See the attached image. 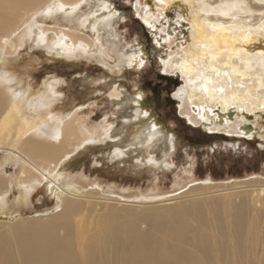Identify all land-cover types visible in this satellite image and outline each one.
Returning a JSON list of instances; mask_svg holds the SVG:
<instances>
[{"label":"bare ground","instance_id":"6f19581e","mask_svg":"<svg viewBox=\"0 0 264 264\" xmlns=\"http://www.w3.org/2000/svg\"><path fill=\"white\" fill-rule=\"evenodd\" d=\"M93 1L96 0H0V152L3 153L0 161V264H165L177 255L174 249L168 251L169 243H163V240L175 239L181 234L192 241L191 247H197L200 242L207 245L201 250V258L196 264H216L218 260L213 251H217L222 264H229L227 249L230 247L219 248L220 241L214 243L216 237L206 239L207 236L199 232L196 218L200 224L203 222L200 209L196 218H183L184 212L190 213L189 209L198 205L192 208L183 206L164 215L147 211L137 216L128 210L101 213L97 208L100 203L96 201H116L119 204L123 201L101 197L83 183H76L64 172L62 165L66 158L95 141L99 131L104 139H112L113 125L108 122L102 126L91 124L93 112L90 104L86 108H75L64 117L52 114L54 105L62 96L59 79L44 83L43 91L34 92L32 87L19 83L16 76L5 73L4 68L8 69L16 58L12 54L19 50L26 38L35 48L58 60L94 63L89 72L94 74L95 80L89 85L83 83L92 87L91 90L101 88L104 82L100 86L94 83L103 81L104 77L114 81L124 78L127 73H123L120 67L143 68L147 60L145 49L129 56L121 55L118 71L98 69L100 66L110 68L113 61L110 52L116 54L119 44L114 40L110 41L111 46L105 44V38L114 36L108 34L107 29L113 25L116 14L109 0H97L96 9L80 14L85 5L93 8ZM252 1L259 5L252 4ZM171 3L177 7L184 4L182 8L187 18H193V35L189 43L186 46L179 44L178 51L162 61L166 69L178 75L177 81L182 87L175 93V98L181 101L184 116L191 126H204L207 134L223 135L226 140L230 138L229 141L242 136L249 140L250 132L254 130L251 121L264 112V0H159L162 11ZM5 8L9 13L3 14ZM14 11L17 13L13 15ZM150 11L149 7L144 9L143 25L154 28ZM59 14L68 23L76 20L79 28L91 31L96 40L80 32L39 24L40 18L53 19ZM156 40L161 47L157 36ZM122 94L124 92L114 88L111 96L120 99ZM134 94L138 114L130 124V133H136L135 143L152 149L162 146V152L167 155L169 151L168 155H172L176 147L174 136L168 134L162 121L157 120L147 107L149 101L142 89ZM114 140L112 154L122 158L126 152L117 147L119 144ZM144 161L148 167L135 173L140 179L149 177L155 172L152 165L157 166L155 158ZM8 165L17 167L15 178L4 175ZM107 165L100 171L115 175L127 171L119 163L114 168ZM163 165L167 167L169 164L165 161ZM39 185H47L48 193L55 196L56 211L49 217L33 220L25 219L21 214H11L9 197L16 193L17 204L28 205L33 203V193ZM201 190L205 188L194 187L179 198L160 202L220 196L236 190L251 192L252 203L240 207L227 203L225 208H216L215 215L211 214L217 229H224L222 232L227 237L231 231L237 238V244L232 247L237 256L246 254L247 216L253 208H258L257 203L264 201V184L257 186L256 183L243 182L227 188H210L208 192ZM94 201L96 205H92ZM253 202L256 203L253 205ZM224 212L233 214L231 221L224 220ZM128 218H133L132 222L136 219L143 221L142 226L151 218L163 219L169 224L165 229L157 230L153 237H150L152 233L144 238L141 234L129 236ZM140 231L145 234L143 229ZM175 240H178L175 244L181 241L180 238ZM140 241L141 250L138 248ZM135 249L138 250L135 251L137 258L131 256ZM185 256L189 258L188 253Z\"/></svg>","mask_w":264,"mask_h":264},{"label":"rangeland","instance_id":"374dc122","mask_svg":"<svg viewBox=\"0 0 264 264\" xmlns=\"http://www.w3.org/2000/svg\"><path fill=\"white\" fill-rule=\"evenodd\" d=\"M109 1L116 14L115 19L112 20L113 25L108 26L107 29L108 34L114 36L112 39L105 38V40L107 39L105 44L109 46L110 41L114 40L119 44L121 52H118L119 49L116 50V54L110 52L113 57L110 68L100 66L98 69L101 68L109 72L110 69L114 72L118 71L120 67L118 61H120L121 55L129 56L139 49L147 50V52L144 50L148 60L146 66L144 65L143 68L120 67L121 70H124L123 73H127L124 78H118L114 81L112 78L104 77L105 80L102 79L103 81L94 83V85L100 86L104 82L100 86L101 88L91 90L92 87L85 86V84L89 85L92 80H95L94 74L89 72L90 65H94V63L91 62L89 65L86 64L88 63L86 60H75L74 62L58 60L44 50L35 48L31 40L26 38L27 40L25 39L19 50L12 54L16 58L14 63L8 66V69L4 68L5 73L9 76H16L19 83L21 81L24 85L32 87L34 92L43 91L44 83H49L52 79H59L61 81L59 93H62V96L54 105L52 114L64 117L73 109L86 108L90 104L93 112L91 124L102 126L104 122H108L113 125L111 132L113 138H110L111 140L104 139L99 131L95 141L89 142L66 158L62 165L64 172L76 183H83L86 188H91L89 190H93L101 197L123 201L122 204L116 201H96L100 203L97 208L101 213L128 210L137 216L147 211H153V215H164L170 210H177L183 206H191L192 208L198 205L194 209H189L190 213L184 212L183 218L189 220L191 216L195 217L197 210L200 209L203 222L200 224L195 217L199 232L201 235H206V239L216 237L214 243L220 241L219 248H224L223 246L226 245L230 247L227 249L229 264H264V201L256 204L257 209L253 208L250 211L247 208L248 212L250 211L247 216V232L245 233L247 253H241L240 256H237V251L232 249L238 241L233 232L228 227L230 234L227 237L226 233L222 232L224 229L216 228L214 217L212 218V215L216 213L215 209L225 208L227 203L236 207L252 203L251 192L242 193V190H236L231 194L230 192L222 193L220 196L206 195L198 198H183L169 203L160 202L161 200L179 198L194 187H204L205 190L200 192H208L210 188L222 186L227 188L243 182L256 183L257 186L263 185L264 112L259 113L258 117L251 121L250 125L254 130L250 132L251 139L248 138L249 140L242 136L233 137V140L229 141L230 138L226 140L223 135L207 134L204 126L193 129L189 127V119L184 116L181 101L175 98V93L182 87L181 83L177 81L178 75L176 72L166 69L162 61L168 60L174 52H177L179 44L182 43L186 46L189 43V39L193 35V18H187L182 3L178 7L172 3L168 4L167 7L164 5L166 8L162 11L159 0ZM98 3L97 0L93 1L91 3L93 8L85 5L80 14H88L90 12L88 9H96ZM252 4L259 5L254 1ZM146 7L151 10L154 28L143 25V11ZM6 11L7 8L4 9L3 14ZM16 13L17 11L12 12L13 15ZM222 19L229 20L226 17ZM39 24L52 29L80 32L96 40V36L91 31L79 28L76 20L68 23L62 14L53 19L42 17ZM148 33L156 45H154L156 51L155 49L152 50L151 47L149 48V45L152 46V44L147 40ZM156 36L162 44L161 47H159ZM150 49L153 52H150ZM148 53H150L149 56ZM73 64L76 65L73 66ZM163 75L167 77L164 78ZM114 88L124 92L120 99L111 96ZM139 88L145 93L144 97L150 104H157V110L152 111L157 120L162 121L165 125L168 134L174 136L176 147L170 156L168 155L170 154L169 151L167 155L164 153L165 151L162 152V146L153 149L148 148L147 145L141 144L140 146V143H135L134 135L136 133L133 135L130 133V124L135 121L136 114H138L134 93H137ZM173 99L178 103H173ZM147 107L150 108V106ZM221 133H224V130ZM113 139H116L114 141L119 144L117 147L126 152L122 158H116L112 154ZM146 158H155L157 166L152 165L155 167V172L149 177L144 176L143 179H140L135 173L148 167L147 164H144ZM2 160L3 153L0 152V161ZM165 161L169 164L167 167L163 165ZM118 163L121 167L127 168L125 174L115 175L100 171L107 164V166L114 168ZM17 172V167L8 165L4 170V175L15 178ZM4 179L6 180V178ZM33 194V203L20 205V207L17 204V195L13 193L8 199L10 213L13 215L21 214L25 219L33 220L49 217L56 211L55 196L48 193L47 185H39ZM96 202L94 201L92 205H96ZM255 203L253 202V205ZM106 205L109 207H105ZM222 216L225 221H231L233 218L231 212H224ZM123 220L127 221L125 218ZM132 220L133 218H128L131 226L129 227L127 224L128 235L141 234L143 238L151 233L150 237L157 235V230H163L169 224L163 219L156 221L151 218L142 226L143 221L136 219L135 222H132ZM3 229L6 228L3 227ZM140 229H143L144 235ZM217 232L220 233V236ZM190 237L196 236L190 235ZM177 238H180L181 241L175 244L174 242L178 241L175 240ZM175 239L163 240V243H169L167 245L168 251L174 249L177 255L165 264H196L201 258V250L204 249L203 247H207L204 242H200L197 247H191L192 241L185 238V234H181ZM141 246L142 241L138 246L140 250ZM135 251L138 250H132L131 256L137 258ZM183 251L189 254L188 259L185 253L182 254ZM213 253L218 260L216 264H222L217 251H213Z\"/></svg>","mask_w":264,"mask_h":264},{"label":"flooded vegetation","instance_id":"af4514ba","mask_svg":"<svg viewBox=\"0 0 264 264\" xmlns=\"http://www.w3.org/2000/svg\"><path fill=\"white\" fill-rule=\"evenodd\" d=\"M143 27H144V26H143ZM148 35H149V33H148ZM147 40H148V42H150V43L152 44V46L149 45V48L151 47V49L153 50V47H154L155 43L153 42L152 37L149 35V36L147 37ZM155 46H156V45H155ZM151 49H150V52H153ZM145 51L147 52L146 49H145ZM149 55H150V53H148V56H149ZM145 64H146V65L148 64V60L146 61ZM146 65H145V66H146ZM163 76H164V78L167 77V76H165V75H163ZM179 81H180V80H179ZM178 83H179V82H178ZM179 85H180V84H179ZM172 102H173V103H176V104L178 103V102H177L176 100H174V99H173ZM149 106H150V109H151V110H154V111L157 110V108H158L157 104H153V105H152V104H150V102H149ZM177 117H178V116H177ZM179 118H180V117H179ZM180 119H181V118H180ZM188 126L191 127L192 129H193V128H196V127L191 126L190 124H188Z\"/></svg>","mask_w":264,"mask_h":264},{"label":"water","instance_id":"95a60500","mask_svg":"<svg viewBox=\"0 0 264 264\" xmlns=\"http://www.w3.org/2000/svg\"><path fill=\"white\" fill-rule=\"evenodd\" d=\"M239 150V149H238Z\"/></svg>","mask_w":264,"mask_h":264}]
</instances>
